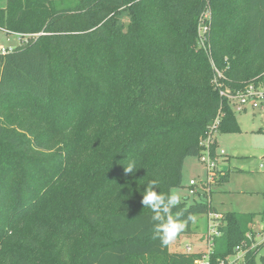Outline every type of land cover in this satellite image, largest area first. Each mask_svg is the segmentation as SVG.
<instances>
[{
	"label": "trees",
	"instance_id": "16d2710c",
	"mask_svg": "<svg viewBox=\"0 0 264 264\" xmlns=\"http://www.w3.org/2000/svg\"><path fill=\"white\" fill-rule=\"evenodd\" d=\"M0 29L38 33L0 52V264H194L142 193L156 180L166 203L203 140L215 159L214 134L240 132L219 88L264 83V0H6ZM171 213L189 227L216 210ZM254 217L225 213L210 264L250 246Z\"/></svg>",
	"mask_w": 264,
	"mask_h": 264
},
{
	"label": "rangeland",
	"instance_id": "374dc122",
	"mask_svg": "<svg viewBox=\"0 0 264 264\" xmlns=\"http://www.w3.org/2000/svg\"><path fill=\"white\" fill-rule=\"evenodd\" d=\"M68 2V1H65ZM6 5V0H0V7ZM121 19L126 23L128 17L121 15ZM13 34V33H12ZM22 42V41H20ZM14 35L6 34L0 30V44L4 46H16L20 43ZM234 112V111H233ZM240 127L237 133H215L217 159L214 177H208L209 173L205 162L200 157L188 156L183 164L182 185L173 188L183 200L189 197V201L199 200L209 196V202L215 208L219 225H224L225 213H252L255 215L253 223L250 225V235L254 248L259 247L257 258L264 255V221L262 212L264 209V169L260 166L264 156V111L257 107L248 106L242 112H234ZM224 153V154H223ZM227 166L228 169L221 173L219 167ZM222 174V175H221ZM225 174L224 179H217ZM196 180L204 184V189L200 187L196 195H189L187 182ZM209 217L206 214L196 215L192 219L189 227L185 223V228L177 235L169 245V251L182 250L188 244L192 251H203L206 248L205 236ZM200 237L202 245L196 247L193 240ZM195 253V252H194ZM198 253V252H196ZM257 264L260 261L257 260Z\"/></svg>",
	"mask_w": 264,
	"mask_h": 264
},
{
	"label": "built area",
	"instance_id": "2783aa9c",
	"mask_svg": "<svg viewBox=\"0 0 264 264\" xmlns=\"http://www.w3.org/2000/svg\"><path fill=\"white\" fill-rule=\"evenodd\" d=\"M205 18H208V12H204L202 14V17L200 18V23H199V36H200L199 41L204 48H205L204 36L207 31V27L204 23ZM14 34H15V37H17L19 42L20 41L23 42L31 36L38 35V33L36 34L14 33ZM11 48L12 47H9V46L6 47L4 45H0V52L4 53L10 50ZM207 51L209 53V48ZM213 68L216 72V75L220 77L221 72L218 71L214 66ZM219 93L220 95L224 96L229 101L234 112H242L248 106L256 107V108L258 107L260 111H264V83H250L242 87L239 90H230L229 88H224V89L219 88ZM209 141H210L209 138L203 140L202 144H204L205 148L200 155V159L201 161L205 162L207 165V170L209 173L208 177H214L215 174L213 171L215 170V165L217 164L216 163L217 157L215 159L210 157V154L208 151ZM261 159H262V162L260 166L264 169V156ZM205 183H206V180H204L202 183H198V181L196 180H189L188 182L189 195H196L199 192L200 187L204 189ZM216 216H217L216 214H209L208 216L209 221L207 222L206 235L201 236V237H205L204 240H205L207 249H204V251L198 252L201 256L194 261V264H210L209 255L211 254L213 241H214V238L219 236L220 234V230H219L220 225L216 220H213V218H217ZM246 237L249 240H251V244L249 247H247L246 244L237 245L234 248L233 253L225 256L222 259H219L215 264H245L246 263V252L249 249L250 250L254 249V246H255L254 244H252V237L250 235V232L246 234ZM181 253H186V254L192 253L191 246L187 244Z\"/></svg>",
	"mask_w": 264,
	"mask_h": 264
},
{
	"label": "clouds",
	"instance_id": "9594fccd",
	"mask_svg": "<svg viewBox=\"0 0 264 264\" xmlns=\"http://www.w3.org/2000/svg\"><path fill=\"white\" fill-rule=\"evenodd\" d=\"M135 170L136 165L134 161L125 165V173L133 174ZM147 184V189L142 193L143 198L141 203L144 207L151 210L153 219H160L162 215L167 216V221L163 228L155 229L161 244L167 246L174 241L177 235L185 228V223L179 221L171 213L172 207L180 204L181 197L175 190H170L167 196V202L165 203V196L163 194H157L152 190L153 186H158V182L156 180H150Z\"/></svg>",
	"mask_w": 264,
	"mask_h": 264
},
{
	"label": "crops",
	"instance_id": "0c3cea01",
	"mask_svg": "<svg viewBox=\"0 0 264 264\" xmlns=\"http://www.w3.org/2000/svg\"><path fill=\"white\" fill-rule=\"evenodd\" d=\"M5 7V6H4ZM0 8H3V7H0ZM1 30V29H0ZM1 31H3V30H1ZM3 32H5V31H3ZM6 33V32H5ZM6 34H11V35H14L15 36V34L13 33H6ZM0 45H3V44H0ZM11 47H13V46H11ZM224 154V153H223ZM227 169H228V167H227ZM187 185H188V182H187ZM186 198V197H185ZM207 198V200L209 201V196L208 197H206ZM216 214H218V212H216ZM208 216H209V214H207ZM193 242H195V245H196V247H200L201 245H202V243L203 242H205V241H200V237L198 238V239H194L193 240ZM169 245H171V243L169 244ZM170 247V246H169ZM174 252H182L183 251V249L182 250H180V249H178V250H173ZM204 251V250H203ZM196 253V252H200V251H192V253ZM257 257V256H256Z\"/></svg>",
	"mask_w": 264,
	"mask_h": 264
},
{
	"label": "water",
	"instance_id": "95a60500",
	"mask_svg": "<svg viewBox=\"0 0 264 264\" xmlns=\"http://www.w3.org/2000/svg\"><path fill=\"white\" fill-rule=\"evenodd\" d=\"M221 169H222L223 171H226V170H227V166H224V165H223V166L221 167Z\"/></svg>",
	"mask_w": 264,
	"mask_h": 264
}]
</instances>
